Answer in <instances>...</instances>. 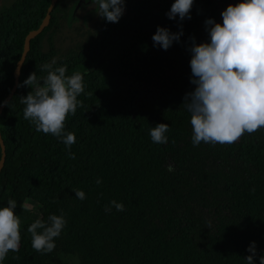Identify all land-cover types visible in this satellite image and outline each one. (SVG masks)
<instances>
[{
	"label": "trees",
	"instance_id": "trees-1",
	"mask_svg": "<svg viewBox=\"0 0 264 264\" xmlns=\"http://www.w3.org/2000/svg\"><path fill=\"white\" fill-rule=\"evenodd\" d=\"M90 0H58L49 25L30 41L18 84L56 60L84 76L82 107L66 119L70 151L23 118L16 89L0 115L5 161L0 206L15 199L21 244L2 264H245L249 242L264 252V128L232 144L193 147L182 97L189 83L188 37L207 40L206 18L239 0H195L181 43L153 47L156 27L178 31L165 13L174 0H126L121 20L105 23L84 11L85 27H70ZM51 0H12L0 6V101L9 95L26 36L38 29ZM83 12V13H84ZM64 37L66 39H64ZM166 123L167 144L149 128ZM1 158V150H0ZM97 179L101 181L98 185ZM85 192L81 201L73 190ZM124 205L123 212L114 207ZM33 208L26 206L27 202ZM63 213L67 225L52 253L31 246L27 226ZM258 264V262H257Z\"/></svg>",
	"mask_w": 264,
	"mask_h": 264
},
{
	"label": "clouds",
	"instance_id": "clouds-1",
	"mask_svg": "<svg viewBox=\"0 0 264 264\" xmlns=\"http://www.w3.org/2000/svg\"><path fill=\"white\" fill-rule=\"evenodd\" d=\"M195 0H174L165 13L169 21H176L178 31L157 26L151 36L153 47L167 51L174 43L180 44L184 35L183 22L191 20ZM96 16L105 23H118L124 15L126 0H90L87 4ZM203 28L207 40L197 43L194 36L188 37L187 51L190 55L189 83L194 86L182 97L183 106L190 114L191 143L197 147L205 144H232L244 133L252 134L264 128V0H239L228 4L220 12V22L206 18ZM53 58L28 75L17 87L30 91L19 97L23 105V118L34 126L38 133L51 135L70 151L76 135L66 130V119L74 116L82 102L78 97L88 95L84 76L79 71L70 75L68 66H55ZM8 100L0 101V107H9ZM170 127L158 123L149 128L152 143L167 144L166 133ZM99 185L101 181L97 179ZM75 198H86L83 190L75 189ZM105 207L110 212L124 211V205L115 200ZM17 202L8 199L7 206H0V264L8 253L19 250L21 244L20 217L15 214ZM67 225L63 213L49 214L46 220L39 217L31 222L26 232L30 234L31 246L41 255L52 253ZM245 264H264V252L257 255V244L249 242Z\"/></svg>",
	"mask_w": 264,
	"mask_h": 264
},
{
	"label": "water",
	"instance_id": "water-1",
	"mask_svg": "<svg viewBox=\"0 0 264 264\" xmlns=\"http://www.w3.org/2000/svg\"><path fill=\"white\" fill-rule=\"evenodd\" d=\"M57 1L58 0H51V3H50V5H49V7L47 9L46 15H45L42 23L38 27V29L35 30V31H31L26 36V38L24 39L22 53H21V56H20V58H19V60H18V62L16 64V67H15V70H14V73H13V77H14L13 87H12L9 95L4 100L10 101L12 96H13V94L15 93V91L17 89L18 82H19V77H20L22 65L25 62L26 56H27V54L29 52V49H30V46H29L30 45V41L33 38H35L37 35H39L49 25V22H50V19H51V13H52V10L55 7ZM3 109H4V107H0V115H1V113L3 111ZM0 150H1V158H0V172H1V170L3 168L4 161H5V147H4L1 135H0Z\"/></svg>",
	"mask_w": 264,
	"mask_h": 264
},
{
	"label": "rangeland",
	"instance_id": "rangeland-1",
	"mask_svg": "<svg viewBox=\"0 0 264 264\" xmlns=\"http://www.w3.org/2000/svg\"><path fill=\"white\" fill-rule=\"evenodd\" d=\"M10 2H12V0H0V6H2L4 4H9ZM88 2L90 3V1H88ZM87 4L88 3H86V5H85L86 7L85 8L84 7L83 8H79L75 12L76 14L73 17V20H71V23H70L71 25L69 26V28H67L66 33H65V36H67L68 38L71 36V32H72L70 27H77V26H80V27H83V28L85 27L86 22L84 23V18L86 17L85 16L86 12H84V11L85 10L89 11V10L92 9ZM64 39H66V38L64 37ZM26 206L28 208H33V205L29 201L27 202Z\"/></svg>",
	"mask_w": 264,
	"mask_h": 264
}]
</instances>
